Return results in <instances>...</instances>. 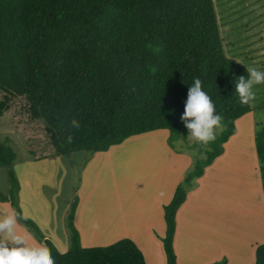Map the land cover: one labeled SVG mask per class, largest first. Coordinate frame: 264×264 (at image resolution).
I'll list each match as a JSON object with an SVG mask.
<instances>
[{
	"label": "trees",
	"instance_id": "1",
	"mask_svg": "<svg viewBox=\"0 0 264 264\" xmlns=\"http://www.w3.org/2000/svg\"><path fill=\"white\" fill-rule=\"evenodd\" d=\"M241 75L247 67L226 54L214 0H0V116L19 114L18 101L26 99L24 116L37 131L39 122L46 124L42 138L50 146L42 151L39 139L33 141L23 160L104 152L161 129L188 135L181 116L198 77L222 116V131L209 146L200 145L207 158L189 174L192 185L225 153L236 121L251 111L234 91ZM256 142L264 171V126ZM17 160L15 149L0 142V168L10 183L0 200L11 202L19 223L39 235L55 264H148L132 239L83 247L76 227L73 246L61 255L34 220L23 219ZM187 199L180 185L165 206L168 264L178 262L176 218ZM254 264H264V244Z\"/></svg>",
	"mask_w": 264,
	"mask_h": 264
},
{
	"label": "rangeland",
	"instance_id": "2",
	"mask_svg": "<svg viewBox=\"0 0 264 264\" xmlns=\"http://www.w3.org/2000/svg\"><path fill=\"white\" fill-rule=\"evenodd\" d=\"M214 3L227 56L246 67L264 70V0ZM254 91L251 111L236 121L237 133L225 143V153L192 185L186 180L197 170L199 160L207 158L206 150L189 141L185 133L164 129L133 135L104 152L72 154L67 159L70 168L60 165L65 157L48 160L54 168L50 177L45 176L41 168L46 160H23L22 156L26 158L28 146L38 139L42 151L50 148L42 138L46 124L38 123L41 131L33 129L24 116L27 100H19V114L13 109L0 116V142L8 143L18 155L17 198L24 216L34 219L28 216L30 211L39 212L31 213L35 218L43 215V222H34L63 252L73 246L76 227L83 247L107 246L130 238L144 252L148 264H168L162 240L167 230L165 206L182 185L188 199L176 218L177 264H254L257 247L264 244V171L256 142L264 126V85ZM30 180L35 195L24 196V184ZM62 180L63 185L59 183ZM9 189L8 171L0 168V190L8 194ZM69 198L66 216L57 217L62 225L50 226L49 213H63ZM85 199L90 202L84 205L82 218L91 219L86 229L84 223L76 224ZM74 201H79L77 209L72 206ZM3 211L16 213L11 202L0 200ZM17 230L28 236L30 244L47 247L19 221Z\"/></svg>",
	"mask_w": 264,
	"mask_h": 264
},
{
	"label": "clouds",
	"instance_id": "3",
	"mask_svg": "<svg viewBox=\"0 0 264 264\" xmlns=\"http://www.w3.org/2000/svg\"><path fill=\"white\" fill-rule=\"evenodd\" d=\"M247 73L246 77L241 75L234 83V91L242 105L255 101L254 89L264 85V70L247 66ZM181 119L188 129L187 139L198 145L209 146L222 131V116L217 113L215 103L198 77L189 86ZM17 229V213L0 212V264H55V258L47 247L30 244L28 236ZM57 251L65 254L60 249Z\"/></svg>",
	"mask_w": 264,
	"mask_h": 264
},
{
	"label": "crops",
	"instance_id": "4",
	"mask_svg": "<svg viewBox=\"0 0 264 264\" xmlns=\"http://www.w3.org/2000/svg\"><path fill=\"white\" fill-rule=\"evenodd\" d=\"M63 157H59V158L62 159ZM55 159H57V158H55ZM67 159H69V158L68 157H65L63 159L64 161H62L60 163V165L63 166L64 168H66V167L70 168L71 167V164H70V162ZM44 160H46V161H45V164L41 168V172L44 173L45 176H48L49 172L52 171L51 168H54V163H50V161H48V160H53V159H44ZM57 166H59V164H57ZM48 177H50V176H48ZM40 182L41 181H39V183ZM59 183H61L63 185L64 184V180L59 181ZM62 190H63V188H62ZM23 195L24 196H29V197L35 195V188L33 187L31 180L29 181V184H24ZM60 195H62V192L61 193L59 192V196ZM89 202H90L89 200H86L85 199L84 200V203L81 206V209L79 210L78 214L76 215V220H77L76 224L78 223V221L81 222L82 224L84 223L85 227L84 226L83 227L85 229L87 228V223H89L91 221V219L90 218L89 219L86 218V221H85L84 218H82V215L84 214V205L86 203H89ZM67 203H71V198H69V199L66 200L65 207H64V212L63 213H55L53 210L49 213L48 223H49L50 226L51 225H56V224H61V223H58V218L57 217L59 215H62L63 218L66 216V213L65 212H68V208H69L67 206ZM26 210H28V209H26ZM47 211H48V208L46 210H43V212H47ZM32 212H35V211H30V213H28V216H32V218H34L37 222H39V224L44 221L43 220V215H39V216H37L35 218L31 214ZM35 213L36 214H39V212H35ZM34 219H32V220H34Z\"/></svg>",
	"mask_w": 264,
	"mask_h": 264
}]
</instances>
